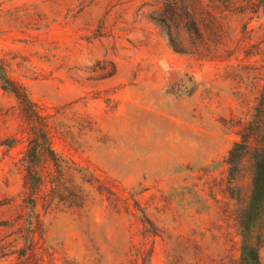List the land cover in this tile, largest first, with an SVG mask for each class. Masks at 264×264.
Masks as SVG:
<instances>
[{"label":"rangeland","instance_id":"rangeland-1","mask_svg":"<svg viewBox=\"0 0 264 264\" xmlns=\"http://www.w3.org/2000/svg\"><path fill=\"white\" fill-rule=\"evenodd\" d=\"M181 2L0 0L8 75L38 105L65 107L58 120L76 145L55 139L54 148L98 180L75 179L88 195L81 210H39L43 236L31 264H131L137 248L150 251L147 264L238 258L225 163L237 137L223 120L244 117L263 84L264 16L225 12L215 58H201L169 45V30L191 45ZM191 2L208 10V0ZM18 113L0 85V264L28 256L19 257L24 242L4 226L21 202L24 144L2 145L21 136ZM135 202L159 236H143Z\"/></svg>","mask_w":264,"mask_h":264},{"label":"trees","instance_id":"trees-1","mask_svg":"<svg viewBox=\"0 0 264 264\" xmlns=\"http://www.w3.org/2000/svg\"><path fill=\"white\" fill-rule=\"evenodd\" d=\"M191 1L194 0H182L183 10L179 15L190 35L189 49L179 44L170 30L167 36L174 51L201 58H215L223 34L219 20L227 17L225 12L251 10L264 16V0H208L207 11H198ZM8 67L0 58V85L16 100L22 125L21 136L8 138L2 145L10 149L23 143L24 149L16 163L22 173L21 202L15 206L14 217L4 226L15 228V234L24 242L23 254L19 252V257L28 252L19 264H31L30 259L43 236L39 210L43 213L50 209L81 210L88 195L75 179L88 184L98 180L54 148L55 139L66 146L76 145L72 127L58 120L65 114V107L46 108L32 101L25 87L8 75ZM223 123L237 137L225 159L228 189L236 201L233 217L239 235V255L233 264H263L260 250L264 246V80L244 117L232 115ZM242 179H247L245 189L236 186ZM134 209L144 225L143 236H159L158 228L136 202ZM149 257L150 251L137 248L131 264H147Z\"/></svg>","mask_w":264,"mask_h":264}]
</instances>
